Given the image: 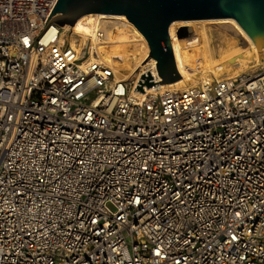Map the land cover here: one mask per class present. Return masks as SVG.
Returning <instances> with one entry per match:
<instances>
[{"label": "built area", "instance_id": "1", "mask_svg": "<svg viewBox=\"0 0 264 264\" xmlns=\"http://www.w3.org/2000/svg\"><path fill=\"white\" fill-rule=\"evenodd\" d=\"M56 1L0 0V264H264V49L142 94Z\"/></svg>", "mask_w": 264, "mask_h": 264}, {"label": "bare ground", "instance_id": "2", "mask_svg": "<svg viewBox=\"0 0 264 264\" xmlns=\"http://www.w3.org/2000/svg\"><path fill=\"white\" fill-rule=\"evenodd\" d=\"M91 20V16L84 15L72 26L71 42L74 49L83 48L89 38L92 44L91 51H96V54L90 55V59H100L119 73L125 71L122 77L134 75L140 67H143L142 73L149 70L156 74L155 60L148 56L149 48L145 38L124 15L97 14L92 35L88 36ZM183 25L192 28L193 38L185 45H181L177 39L172 42L181 78L173 83L162 84L159 86L162 89H179L193 85L209 74L217 79L234 77L257 67L262 62L264 48H257L233 18L177 21L172 24L171 32L175 33V30ZM220 26L230 28L238 38L225 35L219 29ZM69 30L71 28L65 26L64 35ZM97 34L100 37H97ZM211 38L213 41H210ZM239 40L245 46H242ZM123 57L128 61L125 68L119 61Z\"/></svg>", "mask_w": 264, "mask_h": 264}, {"label": "water", "instance_id": "3", "mask_svg": "<svg viewBox=\"0 0 264 264\" xmlns=\"http://www.w3.org/2000/svg\"><path fill=\"white\" fill-rule=\"evenodd\" d=\"M121 14L145 38L149 53L155 60L156 71L168 84L178 81L181 74L177 67L173 40L181 45L190 43L192 28L180 26L176 36L171 32L174 22L193 19L233 18L250 37L257 48H264V0H57L48 18L61 27L74 26L84 15L91 16L88 36L97 14ZM47 18V19H48ZM47 21V20H46ZM148 71L142 73L135 86L144 93L155 83Z\"/></svg>", "mask_w": 264, "mask_h": 264}, {"label": "rangeland", "instance_id": "4", "mask_svg": "<svg viewBox=\"0 0 264 264\" xmlns=\"http://www.w3.org/2000/svg\"><path fill=\"white\" fill-rule=\"evenodd\" d=\"M70 27V26H69ZM65 28V27H64ZM71 28V30H73L72 29V27H70ZM219 29L220 30H222L223 32H224V34L226 35H228V36H230V37H232V36H236V34L234 33V31H232L230 28H228V27H225V26H223V27H219ZM70 31V30H69ZM68 31V32H69ZM70 34L71 33H69L68 34V36L70 37ZM211 36V35H210ZM237 37V36H236ZM238 38V37H237ZM210 41H213L212 40V38H211V40ZM240 41V40H239ZM241 42V41H240ZM214 45H215V47L217 46L216 45V42L214 43ZM241 45L242 46H245L242 42H241ZM148 52H149V50H148ZM119 61L122 63V67L123 68H125V66H128V61L126 60V59H124V57L123 58H120L119 59ZM261 64H262V62H261ZM261 64H259L257 67H255V68H252V69H250V70H247V71H245V72H243V73H254V72H256L260 67H261ZM141 70H143V67H140L139 69H137L136 70V72H135V74L137 75ZM125 73V71H123V73L121 72V73H119V76L118 77H122V74H124ZM206 78H208V79H212L213 78V76L212 75H210L209 74V76H206ZM199 81V80H198Z\"/></svg>", "mask_w": 264, "mask_h": 264}]
</instances>
